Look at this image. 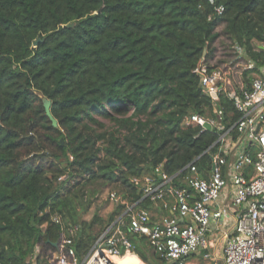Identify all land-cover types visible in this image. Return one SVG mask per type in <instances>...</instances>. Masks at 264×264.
Here are the masks:
<instances>
[{"label": "trees", "instance_id": "16d2710c", "mask_svg": "<svg viewBox=\"0 0 264 264\" xmlns=\"http://www.w3.org/2000/svg\"><path fill=\"white\" fill-rule=\"evenodd\" d=\"M220 22L264 63V0H0V264H33L37 246L36 264H54L88 182L121 181L134 203L142 192L132 176L157 166L173 174L204 153L217 134L184 127L186 116L239 117L195 72ZM87 225L75 237L80 256L97 235ZM131 239L145 262L154 264L150 251L160 257Z\"/></svg>", "mask_w": 264, "mask_h": 264}, {"label": "built area", "instance_id": "2783aa9c", "mask_svg": "<svg viewBox=\"0 0 264 264\" xmlns=\"http://www.w3.org/2000/svg\"><path fill=\"white\" fill-rule=\"evenodd\" d=\"M224 10L215 7L217 14ZM259 48L264 50V43ZM230 50L231 68L244 63V70L255 74L250 84H230L229 69L212 64L206 50L195 72L202 91L214 99L225 95L239 117L225 120L222 109L214 117L186 116L184 127L217 134L213 144L176 173L157 166L152 173L132 176L141 198L97 234L82 256L75 246L80 224L64 227L54 264H119L114 257L136 253L132 236L144 238L167 264H190L200 250L204 259L218 264L219 247L224 264H264V63L238 43ZM148 201L159 206V216L144 205ZM55 220L62 222L60 216Z\"/></svg>", "mask_w": 264, "mask_h": 264}, {"label": "rangeland", "instance_id": "374dc122", "mask_svg": "<svg viewBox=\"0 0 264 264\" xmlns=\"http://www.w3.org/2000/svg\"><path fill=\"white\" fill-rule=\"evenodd\" d=\"M225 25V22H220L216 29L219 32V36L214 42L215 50L209 57L211 63L229 69L230 84H240V82H243L244 80L247 84H250L255 74L251 71L246 72L243 68L244 63L234 66L233 68L229 65V59H231L232 56L230 48L233 42L225 32ZM100 119L103 120L108 127L113 126V123L108 119ZM114 193L115 197L112 196ZM79 195L80 197L76 206L79 213V224L83 225L84 222H87L88 225L86 226V230L88 232H93L94 234L101 233L105 226L119 217L126 210L125 209L121 213L124 209V207H122L124 204L125 208H127V205L131 204L127 198V190L122 185L121 181H108L100 178L83 185ZM41 250V247L37 246L34 254L29 256L27 260L36 264L37 255ZM148 254L154 264H167L164 259H160V257L157 259V257L153 256L152 251ZM48 255H51V251L48 252ZM218 255V264H224L222 252L219 251ZM54 256L55 255L52 254L50 257L49 260L51 262H53L55 258ZM138 256L143 260L140 255ZM191 256L193 260L200 261L198 264H208L204 260L203 250L195 252Z\"/></svg>", "mask_w": 264, "mask_h": 264}, {"label": "water", "instance_id": "95a60500", "mask_svg": "<svg viewBox=\"0 0 264 264\" xmlns=\"http://www.w3.org/2000/svg\"><path fill=\"white\" fill-rule=\"evenodd\" d=\"M75 23L74 22H71L69 24H67L66 26L67 27H72L74 26ZM39 43V39L35 41L34 43V46H37ZM43 101H44V105H45V109H46V113L47 115L50 117V119L52 120L53 122V125L54 126H58V120L56 119V117L52 114V111H51V106H52V101L50 99H48L47 97H44L43 96ZM208 129H211V125L210 124H207L206 125ZM61 142L63 143L64 142V139L62 138L61 139ZM55 246L57 247L58 246V243L55 242Z\"/></svg>", "mask_w": 264, "mask_h": 264}, {"label": "crops", "instance_id": "0c3cea01", "mask_svg": "<svg viewBox=\"0 0 264 264\" xmlns=\"http://www.w3.org/2000/svg\"><path fill=\"white\" fill-rule=\"evenodd\" d=\"M149 207V206H148ZM151 208V211L154 212L156 214V216H159L162 212H161V209L159 208V206H156V205H152L150 206ZM135 238H138L135 236ZM219 251H221L220 247L216 250V258L219 257L218 253ZM139 254L136 252V253H133V257H132V261L133 262H144L146 263L144 260H141L138 256ZM218 256V257H217ZM192 257V256H191ZM190 257V264H198V262H200L199 260H193L192 258ZM205 262H207L208 264H212V262H210L209 259H204ZM153 262V261H152Z\"/></svg>", "mask_w": 264, "mask_h": 264}, {"label": "bare ground", "instance_id": "6f19581e", "mask_svg": "<svg viewBox=\"0 0 264 264\" xmlns=\"http://www.w3.org/2000/svg\"><path fill=\"white\" fill-rule=\"evenodd\" d=\"M132 257L133 253H127L124 256L114 258L119 264H145L144 262H133Z\"/></svg>", "mask_w": 264, "mask_h": 264}]
</instances>
